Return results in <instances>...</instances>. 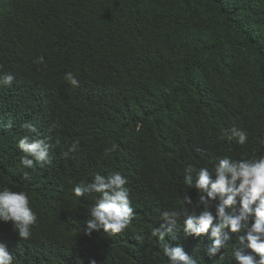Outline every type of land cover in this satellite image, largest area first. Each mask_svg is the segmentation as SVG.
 <instances>
[{"label": "trees", "instance_id": "1", "mask_svg": "<svg viewBox=\"0 0 264 264\" xmlns=\"http://www.w3.org/2000/svg\"><path fill=\"white\" fill-rule=\"evenodd\" d=\"M5 74L0 186L24 191L37 216L26 241L0 222L14 264H165L151 233L185 195L196 203L185 167L264 156V0H0ZM28 121L52 145L51 163L32 169L18 148ZM233 128L248 133L244 145ZM113 171L127 179L134 217L121 233L84 235L95 197L73 188ZM174 232L166 242L197 264H236L237 234L209 258L207 234L186 237L182 219Z\"/></svg>", "mask_w": 264, "mask_h": 264}, {"label": "clouds", "instance_id": "2", "mask_svg": "<svg viewBox=\"0 0 264 264\" xmlns=\"http://www.w3.org/2000/svg\"><path fill=\"white\" fill-rule=\"evenodd\" d=\"M34 63L44 65V56H38ZM13 79L12 74H5L0 77V84L10 86ZM64 80L73 87H79V81L73 72L65 73ZM55 126L54 124L52 127ZM21 127L26 132L18 141V148L22 153L21 166L32 169L36 165L51 163L52 145L43 139L33 138L32 134L38 132L36 123L28 121ZM229 138L244 145L248 140V133L233 128ZM260 143L264 144V139ZM78 145L79 141L74 140L63 155L67 157L69 153L75 152ZM183 182L187 188L197 191L196 203L193 205L191 198L185 195L181 200V208L161 213V223L151 233L163 245L165 264H197V260L187 254L182 246L173 247L165 240L169 235L175 238L174 229L181 219L186 237L201 238L208 235L211 243L207 246L206 255L209 258L219 253L228 245L233 234H237L238 245L233 246L236 264H264V156L237 161L225 157L211 171L207 166L196 169L187 165ZM126 184L127 179L116 171L108 174L95 173L91 182L80 181L75 184V197L86 194L95 197V203L88 210L84 235L101 230L109 235L118 234L129 227L134 209ZM186 205L194 206L198 211H190ZM0 222H10L20 240L31 238L37 216L24 191H13L7 186H0ZM0 264H14V255L3 244H0ZM90 264L96 262L92 260Z\"/></svg>", "mask_w": 264, "mask_h": 264}]
</instances>
